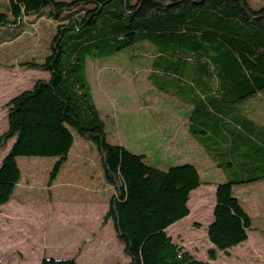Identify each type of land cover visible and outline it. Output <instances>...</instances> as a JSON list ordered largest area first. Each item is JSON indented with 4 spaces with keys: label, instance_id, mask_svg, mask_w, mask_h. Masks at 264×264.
Listing matches in <instances>:
<instances>
[{
    "label": "trees",
    "instance_id": "obj_1",
    "mask_svg": "<svg viewBox=\"0 0 264 264\" xmlns=\"http://www.w3.org/2000/svg\"><path fill=\"white\" fill-rule=\"evenodd\" d=\"M8 3V13L0 12V27L20 25L24 17L40 15L48 7L56 33L41 63L21 64L48 78L6 104L7 131L0 147L13 143L0 163V208L10 202L22 180L17 159L56 158V176L69 158L75 131L101 157L103 179L112 190L103 221L112 223L127 264H208L182 252L166 231L189 216L190 195L211 183L203 182L194 166L159 170L145 163L146 156L110 144L92 97L89 63L148 44L154 51L150 86L170 97L173 93L158 78L191 79L192 87H186L191 96L177 100L189 133L209 148L207 155L217 168L229 169L227 176H234L216 186L212 222L206 230L213 247L208 260H216L215 251L225 253L246 242L253 223L233 197L232 186L264 180V171L249 177L264 164V129L252 120L257 106L252 107L254 113L241 108L264 91V0L257 8L248 0ZM236 156L250 158L251 163L234 162ZM41 264L77 263L45 258Z\"/></svg>",
    "mask_w": 264,
    "mask_h": 264
},
{
    "label": "rangeland",
    "instance_id": "obj_2",
    "mask_svg": "<svg viewBox=\"0 0 264 264\" xmlns=\"http://www.w3.org/2000/svg\"><path fill=\"white\" fill-rule=\"evenodd\" d=\"M248 1L254 8L262 3V0ZM8 9V0H0V12L8 13ZM49 13L46 7L40 15L24 17L20 25L0 27V137L7 131L9 100L49 76L21 66L25 62L41 63L50 53L56 26ZM142 47H129L99 59L98 64H88L92 96L106 123L108 142L116 145L123 139L120 146L134 154L153 153L151 147L157 138L174 124L173 135L163 140L169 142L168 146L171 144L172 155L163 158L160 150L163 146L159 144L156 156L154 153L152 157L146 156L145 163L166 171L173 166H193L194 159L200 158L201 179L211 184L201 186L190 195L189 216L170 227L166 234L182 252L197 261L264 264V180L243 187L232 186L233 197L240 200L254 223L253 230L248 232L245 243L225 253L215 251L216 260H208L207 254L213 249L206 232L208 223L212 222L213 188L233 180L234 176H227L225 172L229 174V169L215 166L207 155L209 148L199 145V139L196 146L188 133L185 116L169 112L179 109L178 97L191 96L190 89H186L192 87L191 79L187 76L181 80L158 78L157 82L173 93L170 97L153 89L148 78L154 75L151 56L154 51L148 44ZM253 106L257 109L252 120L264 129V91L245 101L241 108L246 113H254ZM72 135L74 145L69 158L56 176L52 173L56 158L17 159L22 180L10 202L0 208V264H41L45 258L73 260L77 264H127L112 223L103 221L112 190L104 182L101 157L91 142L75 131ZM182 140L184 148H181ZM12 143L8 141L4 148L0 147V163ZM235 158L234 162L240 164L246 160L251 163L250 158ZM259 168L258 173L249 177L263 174L260 172L264 171V164L259 163Z\"/></svg>",
    "mask_w": 264,
    "mask_h": 264
},
{
    "label": "crops",
    "instance_id": "obj_3",
    "mask_svg": "<svg viewBox=\"0 0 264 264\" xmlns=\"http://www.w3.org/2000/svg\"><path fill=\"white\" fill-rule=\"evenodd\" d=\"M100 65V64H99ZM91 93H92V90H91ZM93 97V96H92ZM169 98V97H168ZM127 100V99H126ZM177 105H179V109L178 110H176V111H169L170 113H172V112H174L176 115L175 116H181V117H184L185 115H183V114H185L184 112H183V105L181 104V103H179V102H177ZM97 107V106H96ZM98 110H100L101 111V109H98ZM103 110V109H102ZM185 119H186V123H187V125H188V133H189V123H188V119H187V116H185ZM111 127V126H110ZM174 124H171V129H166L165 131H164V133L161 135V136H159L158 138H157V141H156V143L154 144V146L153 147H151V149H152V151H154L153 153H154V155H155V152L157 151V150H159V144H162L161 145V151H162V156H163V158H169L170 157V155H172V153H171V150H173V149H171L170 147H171V144L168 146V143L169 142H165L164 143V139H166L167 137H170L171 135H173V133H174ZM112 130H113V128H112ZM189 135H190V133H189ZM191 136V135H190ZM191 139L195 142V144H196V146H197V143H196V139L195 138H193L192 136H191ZM123 142V139L120 141V142H118V143H116V145H121V143ZM123 144V143H122ZM180 144V143H179ZM183 144H184V142H183V140H182V143H181V148H184L183 147ZM200 145V144H199ZM185 147L187 146V145H184ZM180 146H178V147H174V149L175 150H177V148H179ZM147 148V147H146ZM148 149V148H147ZM149 152H150V150H149ZM153 153L151 152V153H147L146 151H145V153H142V154H139L140 156H149V157H152L153 156ZM145 154H147V155H145ZM136 155H138V154H136ZM158 155V154H157ZM156 156V155H155ZM194 164L195 165H193L194 167L196 166V169L198 170V172H199V170H200V167H198V166H201L202 164H201V160H200V158H196V159H194ZM187 165H192V164H187ZM179 166H181V165H179ZM174 167V166H173ZM215 167V166H214ZM216 169V168H215ZM218 171H220V170H218ZM217 185H215L214 186V188H213V190H214V192L216 191V187ZM239 200V199H238ZM240 201V200H239ZM241 203V202H240ZM242 205V204H241ZM214 206H215V199H214V205H213V209H214ZM188 208H189V203H188ZM213 209H212V212H213ZM189 211H190V209H189ZM209 224L210 223H208V226H209ZM254 224V223H253ZM208 228V227H207ZM248 239V238H247ZM245 243V242H244Z\"/></svg>",
    "mask_w": 264,
    "mask_h": 264
}]
</instances>
